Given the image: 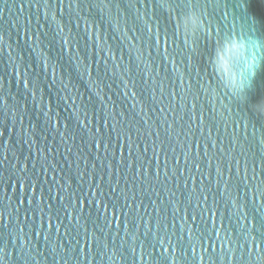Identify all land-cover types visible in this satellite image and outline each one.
<instances>
[{
    "label": "water",
    "instance_id": "obj_1",
    "mask_svg": "<svg viewBox=\"0 0 264 264\" xmlns=\"http://www.w3.org/2000/svg\"><path fill=\"white\" fill-rule=\"evenodd\" d=\"M197 4L193 47L156 0H0V264H264V62L208 64L264 0Z\"/></svg>",
    "mask_w": 264,
    "mask_h": 264
},
{
    "label": "clouds",
    "instance_id": "obj_2",
    "mask_svg": "<svg viewBox=\"0 0 264 264\" xmlns=\"http://www.w3.org/2000/svg\"><path fill=\"white\" fill-rule=\"evenodd\" d=\"M184 22L190 26L187 34L195 47L200 33L205 30L201 14L197 10L190 11L184 17ZM262 62L264 46L252 43L240 35H229L217 40L208 64L209 70L215 74L224 89L233 95H242Z\"/></svg>",
    "mask_w": 264,
    "mask_h": 264
},
{
    "label": "snow or ice",
    "instance_id": "obj_3",
    "mask_svg": "<svg viewBox=\"0 0 264 264\" xmlns=\"http://www.w3.org/2000/svg\"><path fill=\"white\" fill-rule=\"evenodd\" d=\"M156 6L164 10L169 19L176 18V26L183 27V29L187 33L190 30V26L184 22V17H186L190 11H195L198 4L197 0H156ZM46 23L48 22L46 21ZM69 23H71V21H65V25ZM56 37L57 33L55 28H52L49 33L44 34V38L47 40L46 51H48L50 56H52L53 59L57 60V62H59L61 64V67L63 68L66 67L65 62L62 60L64 49L62 46H58ZM5 39L6 35L3 32H0V49L3 48ZM31 55L32 50L28 52L26 58ZM33 63H35L34 60ZM6 74L7 67L6 65H4L3 61H0V80L6 79ZM2 102L3 97L2 95H0V103ZM255 110L264 113V103L256 105ZM252 229L254 231H261L262 234H264V219H262L260 228H257L256 225H253ZM6 246V243H0V254L4 252Z\"/></svg>",
    "mask_w": 264,
    "mask_h": 264
}]
</instances>
